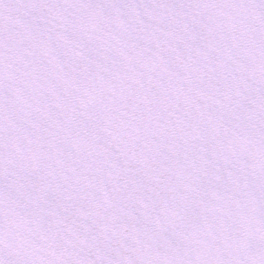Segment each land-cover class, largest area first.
I'll use <instances>...</instances> for the list:
<instances>
[{"label":"snow or ice","instance_id":"snow-or-ice-1","mask_svg":"<svg viewBox=\"0 0 264 264\" xmlns=\"http://www.w3.org/2000/svg\"><path fill=\"white\" fill-rule=\"evenodd\" d=\"M0 264H264V0H0Z\"/></svg>","mask_w":264,"mask_h":264}]
</instances>
